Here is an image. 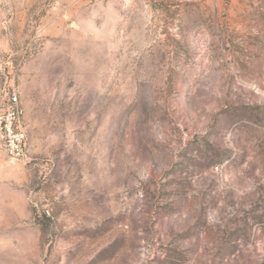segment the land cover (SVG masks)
Masks as SVG:
<instances>
[{
  "label": "rangeland",
  "instance_id": "374dc122",
  "mask_svg": "<svg viewBox=\"0 0 264 264\" xmlns=\"http://www.w3.org/2000/svg\"><path fill=\"white\" fill-rule=\"evenodd\" d=\"M0 264H264V0H0Z\"/></svg>",
  "mask_w": 264,
  "mask_h": 264
},
{
  "label": "built area",
  "instance_id": "2783aa9c",
  "mask_svg": "<svg viewBox=\"0 0 264 264\" xmlns=\"http://www.w3.org/2000/svg\"><path fill=\"white\" fill-rule=\"evenodd\" d=\"M23 109L17 92L9 86L0 90V148L10 161L21 160L26 153L27 135L23 127Z\"/></svg>",
  "mask_w": 264,
  "mask_h": 264
}]
</instances>
